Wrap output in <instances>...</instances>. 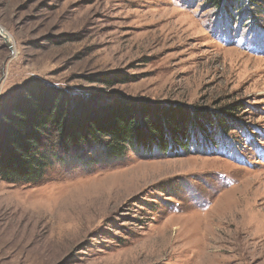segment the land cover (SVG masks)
Wrapping results in <instances>:
<instances>
[{
  "label": "rangeland",
  "instance_id": "rangeland-1",
  "mask_svg": "<svg viewBox=\"0 0 264 264\" xmlns=\"http://www.w3.org/2000/svg\"><path fill=\"white\" fill-rule=\"evenodd\" d=\"M256 4L0 0L11 43L0 33V112L33 80L92 107L240 106L212 150L106 158L95 148L53 159L32 183L0 178V264H264V0Z\"/></svg>",
  "mask_w": 264,
  "mask_h": 264
},
{
  "label": "trees",
  "instance_id": "trees-1",
  "mask_svg": "<svg viewBox=\"0 0 264 264\" xmlns=\"http://www.w3.org/2000/svg\"><path fill=\"white\" fill-rule=\"evenodd\" d=\"M207 1L217 8L257 6L256 0ZM21 89L0 112V178L24 183L40 179L53 159L68 153L83 157L95 148L106 158L119 157L126 148L180 154L199 144L200 150L203 146L212 150L222 145L217 132L227 127L225 114L240 107L231 105L214 112L135 102L92 107L81 96L37 80Z\"/></svg>",
  "mask_w": 264,
  "mask_h": 264
},
{
  "label": "water",
  "instance_id": "water-1",
  "mask_svg": "<svg viewBox=\"0 0 264 264\" xmlns=\"http://www.w3.org/2000/svg\"><path fill=\"white\" fill-rule=\"evenodd\" d=\"M0 33L3 35V40L7 44V46L11 47V43L9 41V35L3 30L1 26H0Z\"/></svg>",
  "mask_w": 264,
  "mask_h": 264
}]
</instances>
